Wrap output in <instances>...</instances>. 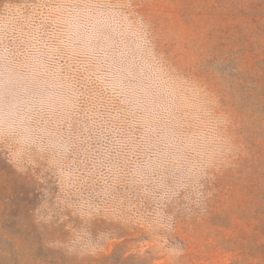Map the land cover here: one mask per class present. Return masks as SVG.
Instances as JSON below:
<instances>
[{
  "label": "rangeland",
  "instance_id": "rangeland-1",
  "mask_svg": "<svg viewBox=\"0 0 264 264\" xmlns=\"http://www.w3.org/2000/svg\"><path fill=\"white\" fill-rule=\"evenodd\" d=\"M0 264H264V0H0Z\"/></svg>",
  "mask_w": 264,
  "mask_h": 264
}]
</instances>
